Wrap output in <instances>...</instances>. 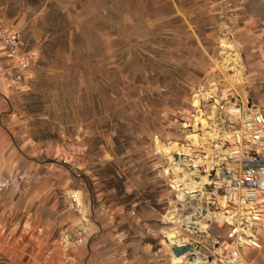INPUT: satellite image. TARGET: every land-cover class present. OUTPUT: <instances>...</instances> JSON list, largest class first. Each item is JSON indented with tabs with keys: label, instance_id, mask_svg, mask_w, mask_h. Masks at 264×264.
Returning <instances> with one entry per match:
<instances>
[{
	"label": "rangeland",
	"instance_id": "rangeland-1",
	"mask_svg": "<svg viewBox=\"0 0 264 264\" xmlns=\"http://www.w3.org/2000/svg\"><path fill=\"white\" fill-rule=\"evenodd\" d=\"M223 89L264 116V0H0V264H186L173 239L223 240L169 222L181 189L218 187ZM258 234L241 264H264Z\"/></svg>",
	"mask_w": 264,
	"mask_h": 264
},
{
	"label": "built area",
	"instance_id": "built-area-1",
	"mask_svg": "<svg viewBox=\"0 0 264 264\" xmlns=\"http://www.w3.org/2000/svg\"><path fill=\"white\" fill-rule=\"evenodd\" d=\"M4 41L15 54L16 35L10 33ZM229 65L233 67L235 59ZM234 92L223 89L218 96H208L213 108L222 110L218 122L222 138L214 146L217 160L209 170L219 182L217 189L208 193L206 200L201 198V189L191 193L181 189L169 218L170 223L179 224L193 234L199 232L200 226L206 228L211 224L219 230L226 229V233L223 240H213L210 249L198 239L185 241L184 245L192 249L185 254L186 264H192L194 258L201 259L203 264L207 258L211 264H241L242 252L259 251L262 247L258 231L264 230V116L257 106ZM71 199L75 202L74 196ZM10 233L0 225V236ZM80 243L81 238L76 237L74 244ZM63 263L71 261L65 258Z\"/></svg>",
	"mask_w": 264,
	"mask_h": 264
},
{
	"label": "crops",
	"instance_id": "crops-1",
	"mask_svg": "<svg viewBox=\"0 0 264 264\" xmlns=\"http://www.w3.org/2000/svg\"><path fill=\"white\" fill-rule=\"evenodd\" d=\"M49 194H51V191H46L44 194H43V197H46L47 195H49ZM41 198H42V195H41ZM51 206H53V205H51ZM49 210L51 211V215H52V218L51 219H53V226L52 227H54L55 226V224H56V222H59V221H61V222H65V219H67L68 217H69V215L68 214H66V213H63V212H57V211H54L55 209H52V207H49ZM36 219V218H35ZM35 221L36 220H33V228L34 229H37V228H39L38 227V225L39 224H37L35 227H34V225H35ZM71 222H72V220H71ZM46 224V223H45ZM40 226H42L41 227V229L45 232V231H48V229H50L49 227H48V225H41L40 224ZM40 229V230H41ZM43 232V233H44ZM262 240V239H261Z\"/></svg>",
	"mask_w": 264,
	"mask_h": 264
},
{
	"label": "water",
	"instance_id": "water-1",
	"mask_svg": "<svg viewBox=\"0 0 264 264\" xmlns=\"http://www.w3.org/2000/svg\"><path fill=\"white\" fill-rule=\"evenodd\" d=\"M170 252L174 257H181L185 255L186 253H191L192 249L188 245H183V246H174L170 248Z\"/></svg>",
	"mask_w": 264,
	"mask_h": 264
},
{
	"label": "bare ground",
	"instance_id": "bare-ground-1",
	"mask_svg": "<svg viewBox=\"0 0 264 264\" xmlns=\"http://www.w3.org/2000/svg\"><path fill=\"white\" fill-rule=\"evenodd\" d=\"M187 167V166H186ZM190 167V166H189ZM192 168H194L193 166H192ZM193 172V171H192ZM202 181H205V179L204 178H202ZM199 182V181H198ZM199 185L201 186V184L199 183ZM202 185H204V184H202ZM204 229V228H203ZM173 239V238H172ZM176 239V238H175ZM171 243H172V245L173 246H181L182 244H183V240H181V239H179V240H174L173 239V241H171ZM239 262L240 263H242V259H239Z\"/></svg>",
	"mask_w": 264,
	"mask_h": 264
}]
</instances>
